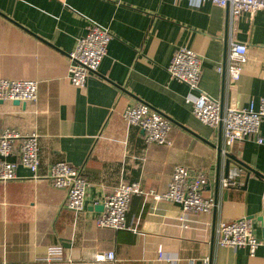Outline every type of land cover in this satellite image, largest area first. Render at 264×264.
I'll use <instances>...</instances> for the list:
<instances>
[{"label":"crops","instance_id":"crops-1","mask_svg":"<svg viewBox=\"0 0 264 264\" xmlns=\"http://www.w3.org/2000/svg\"><path fill=\"white\" fill-rule=\"evenodd\" d=\"M90 22L111 38L97 72L83 88L67 78V54ZM230 39L247 45L235 83L224 64ZM201 55L200 87L223 105L257 108L264 97V9L241 13L231 27L227 11L209 1L186 0H0V78L37 82L35 102L0 101V134L38 135L35 173L18 163L16 177L0 182V264H264V248L216 245L222 220L264 216V119L257 137L235 142L228 165L248 171L241 187L220 189L216 146L221 131L197 119L194 91L173 79L167 66L177 48ZM148 104L169 121L170 145L146 144L143 132L122 119L126 107ZM19 138L6 159L18 162ZM65 161L87 180L85 209L65 205L66 191L49 180L53 163ZM181 164L207 177L203 195L210 212H182L179 204L151 194L132 195L129 229L96 226L95 209L120 183L138 181L148 193H163L172 169ZM182 217V220L179 219ZM256 232L259 226L256 223ZM60 246V259H46ZM113 252L114 261L96 256ZM161 254V255H159ZM167 258V260H166Z\"/></svg>","mask_w":264,"mask_h":264},{"label":"built area","instance_id":"built-area-1","mask_svg":"<svg viewBox=\"0 0 264 264\" xmlns=\"http://www.w3.org/2000/svg\"><path fill=\"white\" fill-rule=\"evenodd\" d=\"M181 1V0H176ZM192 6L209 1L227 11V25L241 13L254 14L264 9V0H186ZM111 38L110 32L96 22H90L87 32L77 39L74 48L67 54V78L75 88H83L90 74L97 72L106 55L107 45ZM247 59V45L230 39L226 49L224 64L218 67L225 70L229 82L235 83L240 75L243 64ZM169 75L185 83L195 92L193 98H187L191 103L194 116L202 123L221 131V143L216 146L217 163L220 168L218 187L220 189L241 187L249 171L237 162L228 165L231 146L251 136L258 143L263 139L257 137L261 121L264 119V97L260 98L258 107L250 102L246 107L235 108L223 105L221 101L211 97L200 87L201 55L193 49L177 48L167 66ZM37 99V82L35 80H10L0 78V100H18L23 103L35 102ZM122 119L127 126H134L143 132L146 144L170 145L168 130L170 121L160 112L152 109L144 102L128 106L122 112ZM19 138L17 150L18 162L6 158L12 154V143ZM40 160L38 135L35 133L20 135L15 130L6 128L0 134V182L5 183L16 177L18 163L35 173ZM230 160V159H229ZM49 180L56 188L66 191L64 205L75 214L85 209L87 180L82 170L75 168L65 161L51 165ZM207 183L206 174L202 170H193L184 165L173 167L167 188L163 193L144 192L138 181L120 183L103 200V210L96 218L95 224L114 230L129 229L126 225V212L132 195L151 194L156 199L175 202L180 205L182 212H210L216 207L213 197L203 195ZM182 220V217H179ZM256 223L259 234L256 232ZM216 245L229 248L247 247L249 254L254 255L258 247L264 248V216L259 220L255 217H241L231 222L220 220L215 228ZM62 248L49 246L46 259H60ZM161 255V254H159ZM96 260L114 261L113 252L96 256ZM167 260V258H166ZM202 264H211L210 258L205 257Z\"/></svg>","mask_w":264,"mask_h":264},{"label":"water","instance_id":"water-1","mask_svg":"<svg viewBox=\"0 0 264 264\" xmlns=\"http://www.w3.org/2000/svg\"><path fill=\"white\" fill-rule=\"evenodd\" d=\"M0 101H1V100H0ZM13 103H14V104H19L20 101H18V100H13ZM228 163H229V159L226 161L225 171L227 170ZM95 209H99L100 211H102V210H103V205L100 204V205H98L97 207H95Z\"/></svg>","mask_w":264,"mask_h":264}]
</instances>
